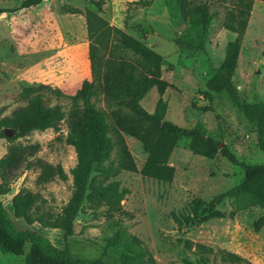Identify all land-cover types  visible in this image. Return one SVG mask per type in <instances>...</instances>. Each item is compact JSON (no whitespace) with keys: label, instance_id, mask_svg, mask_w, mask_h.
Segmentation results:
<instances>
[{"label":"rangeland","instance_id":"374dc122","mask_svg":"<svg viewBox=\"0 0 264 264\" xmlns=\"http://www.w3.org/2000/svg\"><path fill=\"white\" fill-rule=\"evenodd\" d=\"M23 1L0 0V9H16ZM102 1V13L86 0H45L38 7L0 15V120L27 104L21 97L26 87L49 86L60 95L44 91L46 106L58 105L66 113L72 108L69 97L91 77L84 16L89 9L162 56L161 76L171 87L162 96L151 89L140 101L145 111L153 113L162 99L166 104L164 120L200 130L221 148L227 146L245 164H263L257 122L247 117L242 106L264 103V2L254 0L242 36L232 78L236 101L226 91L215 93L206 88L224 59L227 43L236 37L222 27L233 0H190L209 6L213 17L205 35L182 18L177 6L170 8L166 0ZM198 42H202V51L188 48ZM92 101L99 110L109 111L101 96H93ZM7 130L12 137L14 132ZM67 133V121L63 120L56 131H32L16 140L21 146H38L28 158L30 169L22 166L5 186L0 180L2 190H9L1 200L17 228L30 229L54 246L68 248L74 257L99 258L107 264H264V223L259 231L254 229L255 222L264 219V208L250 206L241 196L225 197L217 206L226 214L224 218L183 227L173 221L171 214L185 212L194 198L211 201L233 190L243 178V171L220 154L213 159L192 154L185 138L178 141L168 160L175 169L170 184L125 171L107 178L97 171L93 173L96 184L117 181L119 189L126 190L121 201L124 214L120 217L109 215L104 206L84 202L68 237L62 224L45 228L16 218L12 198L20 191L38 196L32 218L40 213L50 220L60 216L72 195L70 172L76 165L75 151L65 142ZM124 138L140 169L146 153L138 141ZM8 145L7 139H0V158ZM111 160L116 166L115 152ZM37 161L60 166L67 180L55 177L51 182L39 183ZM117 235L118 244L108 246L107 240ZM23 259L0 253V264H24Z\"/></svg>","mask_w":264,"mask_h":264},{"label":"trees","instance_id":"16d2710c","mask_svg":"<svg viewBox=\"0 0 264 264\" xmlns=\"http://www.w3.org/2000/svg\"><path fill=\"white\" fill-rule=\"evenodd\" d=\"M45 0H24L16 9H0V15L38 7ZM98 13H102V0H86ZM170 8L177 6L185 21L198 28L201 35L208 32L212 15L206 2L194 4L190 0H166ZM264 2V0H258ZM254 0H233L225 14L222 27L236 37L227 43L222 63L206 83L209 92L226 91L237 101L236 89L232 86L242 36L247 28ZM73 11L72 13H76ZM85 10V22L88 37V60L90 62V80H84L80 88L69 99L72 108L66 113L58 105L48 107L45 104L44 91L60 95L49 86L26 87L21 97L27 104L17 109L12 116L0 120V139H7L9 145L6 154L0 158V180L6 185L9 178L22 166L30 169L28 160L37 150V145L21 146L16 143L32 131L43 132L58 130V125L67 121L68 133L65 142L73 147L76 165L71 170L72 195L60 216L55 220L40 213L32 218L37 194L18 192L12 198L13 213L16 218L28 224L38 223L45 228H58L62 224L65 237L72 235L73 220L84 202L93 207L104 206L109 215L124 214L121 201L126 190L119 189V182L95 183L94 172L107 178L121 171L140 174L142 177L160 183L170 184L175 169L168 163L169 157L182 138L189 140L192 154L213 159L220 154L232 165L243 171L240 184L233 190L216 196L211 201L194 198L183 213H172L173 221L179 226L200 225L212 219L226 217L217 206L225 197L238 195L250 206L264 208V163L248 165L237 159L227 146L219 148L215 139L205 136L198 129H186L164 120L166 104L162 99L156 103L153 113H148L140 105L147 93L155 88L160 96L170 86L161 76L162 56L135 40L122 30L110 26L98 13ZM188 48L202 51V42L191 44ZM208 97V94H206ZM93 96H101L109 111H101L92 101ZM244 112L257 122V141L264 155V103L244 104ZM14 134L6 138L5 130ZM125 136L138 141L146 153V159L140 169L125 143ZM116 154V166L111 160ZM41 172L39 183L51 182L55 177L66 181L67 176L60 166L53 167L37 161ZM8 188L0 187V253L23 256L24 264H107L99 258L85 259L74 257L68 248H58L42 235L30 230L19 229L5 208L1 195ZM232 217V216H230ZM264 223L261 218L255 222L254 229L259 231ZM119 236L107 240L108 246H115Z\"/></svg>","mask_w":264,"mask_h":264},{"label":"water","instance_id":"95a60500","mask_svg":"<svg viewBox=\"0 0 264 264\" xmlns=\"http://www.w3.org/2000/svg\"><path fill=\"white\" fill-rule=\"evenodd\" d=\"M10 135H11V131L6 129L5 130V136H6V138H10ZM219 148H221L220 145H219Z\"/></svg>","mask_w":264,"mask_h":264}]
</instances>
